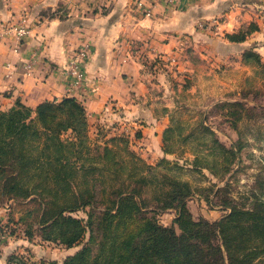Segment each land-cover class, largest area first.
Listing matches in <instances>:
<instances>
[{
  "label": "crops",
  "instance_id": "obj_1",
  "mask_svg": "<svg viewBox=\"0 0 264 264\" xmlns=\"http://www.w3.org/2000/svg\"><path fill=\"white\" fill-rule=\"evenodd\" d=\"M263 10L264 0H181L147 16L135 0H0V107L76 98L90 129L119 122L115 131L138 133L141 151L160 159L178 104L153 98L146 59L160 58L183 79L220 73L232 87L256 68L248 53L264 63ZM87 46L83 82L71 86V59ZM4 235L0 264H9L16 245Z\"/></svg>",
  "mask_w": 264,
  "mask_h": 264
},
{
  "label": "rangeland",
  "instance_id": "obj_2",
  "mask_svg": "<svg viewBox=\"0 0 264 264\" xmlns=\"http://www.w3.org/2000/svg\"><path fill=\"white\" fill-rule=\"evenodd\" d=\"M153 59L147 58L144 62L154 89L153 98L166 103L163 98L167 95V102L178 104L170 113L172 121L163 140L166 155L160 159L148 157L138 144V133L127 136L124 131L123 134L120 130L115 131L119 122L90 129L88 135L92 152H96L97 145L103 155L102 149L108 147L112 149L118 165L114 168L117 170L112 171V177H117L115 182L107 177L104 185L98 184L99 191L90 207L66 213L83 221L86 228L84 236L72 247L44 240V228L38 218L43 208L41 197L34 194L25 200L0 195V232L7 234L4 235L8 238L6 243L12 238L13 245H16L14 253L17 254L12 256L16 255L27 264H64L68 257L91 245L87 215L92 211L97 221L102 210V197L111 199L114 189L123 188L122 183L125 184L126 194L133 189L141 190L145 208L135 220L130 221L125 216L116 229H111L119 236L129 230L132 222L141 223L145 219L175 227L180 233L175 222L180 208H164L161 202L166 191H173L170 186L172 181L189 185L190 196L184 198V203L195 221L204 218L214 222L218 211L229 212V209L220 207L222 204L245 211H252L259 205L264 209V67L254 65L256 68L252 70V76L245 79L239 77L231 81L234 86L230 87L227 81L231 77L220 73L206 77L203 82L198 77L183 79L179 75L170 76L174 68L167 62H161L160 58ZM71 136L68 132L62 139ZM96 163L102 167L105 159H98ZM142 178L146 180L145 185L139 183ZM90 179L99 180V173L91 172ZM103 188L106 193L102 196ZM63 190L69 193L67 187H48L43 201L53 199L56 194L64 197ZM36 191L40 193V188ZM256 239L264 246V242ZM256 264H264V255Z\"/></svg>",
  "mask_w": 264,
  "mask_h": 264
},
{
  "label": "trees",
  "instance_id": "obj_3",
  "mask_svg": "<svg viewBox=\"0 0 264 264\" xmlns=\"http://www.w3.org/2000/svg\"><path fill=\"white\" fill-rule=\"evenodd\" d=\"M245 60L264 67L253 52ZM89 130L86 108L76 98L44 102L36 108L20 101L8 110L0 107V195L25 200L39 195L43 208L38 218L44 228V240L68 247L82 239L86 228L81 219L66 213L90 207L99 191L97 185H104L107 177L114 182L117 178L112 177L118 165L112 149L104 147L102 155L100 147L94 145L96 152H92ZM168 131L169 128L164 140ZM68 132L72 136L63 140ZM98 159H105L102 167L96 163ZM91 172H98L100 179L92 181ZM142 179L139 183L145 185L146 180ZM121 185L123 188L111 193V199L102 197L97 221L92 211L88 213L91 245L68 257L64 264H256L264 255V246L256 241L258 238L264 242L261 205L245 211L222 204L220 207L229 212L219 221H195L184 203V198L190 196V187L179 181L170 183L173 191H166L161 202L164 208H180L175 221L180 233L175 227L145 219L132 222L129 230L119 236L111 229H116L125 216L135 220L145 208L141 190L126 194L125 184ZM51 186L67 187L69 193L63 190L64 197L56 194L43 201ZM36 188H40V193ZM102 193L105 195V188ZM9 264L27 263L14 255Z\"/></svg>",
  "mask_w": 264,
  "mask_h": 264
},
{
  "label": "built area",
  "instance_id": "obj_4",
  "mask_svg": "<svg viewBox=\"0 0 264 264\" xmlns=\"http://www.w3.org/2000/svg\"><path fill=\"white\" fill-rule=\"evenodd\" d=\"M179 1L181 0H135L138 8L147 16L152 15V11L157 5L169 8ZM260 18L264 20V10L261 12ZM20 32H24V29L20 30ZM89 50L88 46L79 49L71 59L69 71L71 86H80L82 84L84 78L83 66L89 58Z\"/></svg>",
  "mask_w": 264,
  "mask_h": 264
}]
</instances>
